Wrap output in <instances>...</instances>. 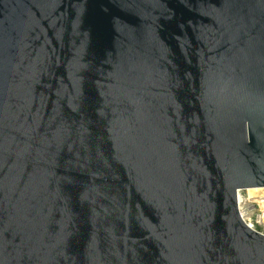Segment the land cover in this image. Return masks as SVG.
<instances>
[{"label":"water","instance_id":"water-1","mask_svg":"<svg viewBox=\"0 0 264 264\" xmlns=\"http://www.w3.org/2000/svg\"><path fill=\"white\" fill-rule=\"evenodd\" d=\"M264 0H0V264H264Z\"/></svg>","mask_w":264,"mask_h":264},{"label":"rangeland","instance_id":"rangeland-1","mask_svg":"<svg viewBox=\"0 0 264 264\" xmlns=\"http://www.w3.org/2000/svg\"><path fill=\"white\" fill-rule=\"evenodd\" d=\"M264 197V190H245L239 192V201L244 217L249 216L247 223L254 229L264 232V205L256 202L253 196ZM252 217V218H251Z\"/></svg>","mask_w":264,"mask_h":264},{"label":"bare ground","instance_id":"bare-ground-1","mask_svg":"<svg viewBox=\"0 0 264 264\" xmlns=\"http://www.w3.org/2000/svg\"><path fill=\"white\" fill-rule=\"evenodd\" d=\"M253 190H264V189H253ZM252 195V194H251ZM253 196V199L256 201V202H259V203H261L262 205H264V197H257V196H254V195H252ZM244 214V213H243ZM252 218V217H251ZM244 219L246 220V219H248L249 220V216H247V217H244ZM247 221V220H246Z\"/></svg>","mask_w":264,"mask_h":264},{"label":"built area","instance_id":"built-area-1","mask_svg":"<svg viewBox=\"0 0 264 264\" xmlns=\"http://www.w3.org/2000/svg\"><path fill=\"white\" fill-rule=\"evenodd\" d=\"M238 200H239V196H238ZM239 209H240V213H241V216L243 217V219H244V214H243V211L241 210V204H240V201H239ZM245 220V219H244ZM245 222H246V220H245ZM247 223V222H246ZM248 224V223H247ZM249 225V224H248ZM251 228H253L251 225H249ZM254 229V228H253ZM255 231H257L256 229H254ZM257 232H259V233H261V234H263L264 235V232H260V231H257Z\"/></svg>","mask_w":264,"mask_h":264}]
</instances>
